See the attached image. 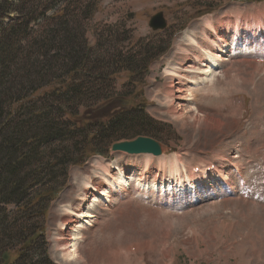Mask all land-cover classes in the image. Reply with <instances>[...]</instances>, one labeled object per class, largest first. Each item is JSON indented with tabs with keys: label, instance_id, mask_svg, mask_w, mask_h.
<instances>
[{
	"label": "rangeland",
	"instance_id": "1",
	"mask_svg": "<svg viewBox=\"0 0 264 264\" xmlns=\"http://www.w3.org/2000/svg\"><path fill=\"white\" fill-rule=\"evenodd\" d=\"M262 6L264 0H99L98 12L86 22L87 41L97 51L100 44L104 50L119 48L126 55L145 47L161 51L169 45L148 73L122 72L113 84L116 93L127 97L135 91L128 100L144 103L146 113L156 121L157 133L141 136L161 142L165 154L154 158L110 150L107 157H94L70 169L66 178L56 180V190L62 192L56 201L44 203V208L49 205L47 219L33 216L27 222L29 229L46 222L47 254L52 264H264V62L258 60L264 61ZM160 12L165 14L168 27L154 32L149 22ZM235 17L242 19L237 36L241 51L236 52L239 57L229 56L218 71L225 77L224 94L217 102L206 97L209 94H196L201 96L195 103L202 115L188 108L191 115L185 117L187 120L177 119L171 114L174 105L166 97L170 85L166 70L175 61L176 49L187 43L186 32H197L202 38V27L195 30V26L206 18L223 22L235 21ZM178 54L182 53L178 50ZM110 80L107 85H112ZM176 106L180 111L182 107ZM210 163L215 165L213 176L200 187L203 173L197 177L191 170L203 165L207 168ZM107 172L111 178L105 176ZM121 174L131 179L130 187H115L103 201L106 179L120 180ZM163 179L168 184H161ZM49 181L43 180L45 189L55 187ZM142 184L154 187L145 189ZM91 185L102 189V196L99 202L92 198L82 203ZM92 205L93 219L74 217L79 225L62 226L69 213L66 208L87 212ZM15 209L9 207L8 213L14 216ZM88 220H93L91 226L84 223ZM76 235L81 237L78 257L68 261L60 239L69 241ZM5 252L16 253V249L11 246Z\"/></svg>",
	"mask_w": 264,
	"mask_h": 264
},
{
	"label": "trees",
	"instance_id": "2",
	"mask_svg": "<svg viewBox=\"0 0 264 264\" xmlns=\"http://www.w3.org/2000/svg\"><path fill=\"white\" fill-rule=\"evenodd\" d=\"M98 10L99 0H0V264L11 246L10 264H52L46 222L27 225L47 219L56 180L116 142L157 133L144 103L128 100L135 91L126 97L113 84L122 72L148 73L169 47L97 51L86 22Z\"/></svg>",
	"mask_w": 264,
	"mask_h": 264
},
{
	"label": "bare ground",
	"instance_id": "3",
	"mask_svg": "<svg viewBox=\"0 0 264 264\" xmlns=\"http://www.w3.org/2000/svg\"><path fill=\"white\" fill-rule=\"evenodd\" d=\"M262 7H264V6H262ZM246 19L248 20V18H245V20ZM241 20L242 19H240L239 17L238 18L235 17V21L231 20V19L226 21V20L223 19V22H222V19L214 21L213 19H207L206 18L205 20H203L204 23L202 25L199 24V25L195 26V28H196L195 30H198L197 27H202L201 32H200V34L202 35V38H200L198 36L197 32L193 33V31H192V34H191V32H190V34H188V32H186L187 33V35H186V38H187L186 42L187 43L185 42L186 43L185 45H181L180 44L181 42L179 43L180 47H178V49H176V55L174 54L175 55L174 56L175 57L174 58L175 61H174V63L172 62L170 64V67L167 68V70H166V75H168V77L170 79V85L167 87L168 90L166 92V97L169 99L170 103H172V105H174L173 107L171 106L172 107L171 114L173 116H176L177 119H179V120L186 119L187 120V118H185V117L191 115V113H189L188 110H187L188 108H190L191 112H193V110L195 109L196 110L195 111L196 114L197 113L201 114V111L198 109L197 104L195 103L197 98L201 99L200 98L201 96L199 97V95L201 94L200 92H203L204 95L209 94L206 97L209 98L210 96H212V99H215V101L218 100V99H221V95L224 94L222 92L224 91V88H223L224 79L223 78H225V77H224L223 74H221V72L218 73V71L224 67V64L226 62H228L230 58L239 57V55H240V54H238L236 52L241 51V49H239L238 46H236L237 49L234 48V44L238 45V41H237V39L234 38V36H231V34H229V33L232 30H236V29H237L238 32L241 31V27H242L241 26L242 25ZM232 23H234L233 25H235L234 29L231 27ZM218 26H219V28L220 27L221 28L218 29ZM205 28H206V30H205ZM219 41H221L222 45L220 44ZM204 44H207V47H205ZM232 48H234L235 50L230 52L229 49H232ZM178 50L182 54H178ZM196 50L199 52V57L197 56V51ZM247 51H249V50H247ZM178 56H181V57L179 58ZM229 56H230V58L227 59ZM178 59L182 61V63L179 64V65H178V62H177ZM196 61H198V62H196ZM242 63L244 64V62H242ZM175 64H177L178 66H175ZM230 82H232V81H230ZM238 84H240V83H238ZM255 89H257V88H255ZM198 93H199V95L197 97L196 94H198ZM261 93H263V92H261ZM212 99H210V100L212 101ZM202 102H204V101H202ZM175 103L179 107H182V108H180V111L177 110V106L175 107ZM197 103H199V102H197ZM211 121H213V120H211ZM131 156H140V155H131ZM147 156H152V155H148L147 154ZM152 157H154V156H152ZM154 158H160V157H154ZM171 161H170V163H171ZM116 166L120 169V171H123L119 167V165L116 164ZM118 172H119V170H118ZM118 172H117V174H118ZM213 172L210 171L209 174L207 173L208 175L206 174L207 175L206 177H203V180L199 184L200 187L203 186V185L205 186V185H207L209 183L210 178L213 176ZM105 176L111 178L109 172H107L105 174ZM197 177H198V175H197ZM118 178L120 180L114 179L113 181H111V180L109 181L108 179H106L107 185L105 186V188H103L104 190L102 191L104 193L103 196L105 197V199H103V201L108 199L107 198L108 197V193L110 195L111 190H113L115 187H119V185H121V186L123 185L122 187H124V188L130 187V182H128V179L126 180L124 174H121L120 176H118ZM224 178H225L224 180L227 179L226 177H224ZM125 181H127V182H125ZM161 181H162L161 184H163V185L164 184H168V180L163 179ZM170 184H172V183H170ZM141 186L144 187L145 189L146 188L147 189H152L154 187V185L150 186L149 184H142ZM204 189H206V188H204ZM101 190L97 186L91 185L90 188H89V191L85 192V194L83 195L82 203H86L92 198H94V203L95 202H99L100 199L98 197L102 196ZM193 190H196V189L194 188ZM107 201H109V200H107ZM244 203H246V202H244ZM94 209L95 208H93V205H92V207H90L88 209L87 212H82V210H80V208L77 209V210L66 208L65 210H67V212H69V213L66 214V220L63 221L62 226L64 225V226H70L71 227L73 224L74 225L78 224V222H80V221L79 220H77V221L74 220V217H84V218L93 219L94 216H95ZM262 209H264V208H262ZM92 221L93 220H88V221H86L84 223L90 224V226H91L92 225ZM61 231H65V228L62 227ZM260 236H262V235H260ZM80 240H81L80 235H76L75 238H70L69 241L66 238L60 239V241H61L60 245L63 248V250H62L63 253L65 254L64 257L66 259H68V261L78 257L77 256L78 255L77 254V246H78ZM113 263H114V261H113Z\"/></svg>",
	"mask_w": 264,
	"mask_h": 264
},
{
	"label": "water",
	"instance_id": "4",
	"mask_svg": "<svg viewBox=\"0 0 264 264\" xmlns=\"http://www.w3.org/2000/svg\"><path fill=\"white\" fill-rule=\"evenodd\" d=\"M150 27L154 31L164 30L167 22L163 13L153 16L150 20ZM113 152H123L127 154H152L160 156L164 152V147L158 141L148 137H138L133 141H124L112 146Z\"/></svg>",
	"mask_w": 264,
	"mask_h": 264
}]
</instances>
